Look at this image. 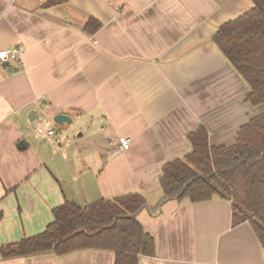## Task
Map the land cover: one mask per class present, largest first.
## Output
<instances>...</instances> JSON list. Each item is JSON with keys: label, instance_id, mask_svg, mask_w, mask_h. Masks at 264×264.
<instances>
[{"label": "crops", "instance_id": "crops-1", "mask_svg": "<svg viewBox=\"0 0 264 264\" xmlns=\"http://www.w3.org/2000/svg\"><path fill=\"white\" fill-rule=\"evenodd\" d=\"M48 1L0 0V51L23 50L0 66V246L43 233L66 201L139 193L137 217L156 239L139 264H264V245L250 221L235 222L231 199H167L160 184L198 126L210 145L230 146L264 111L213 42L253 1ZM91 17L102 23L94 34L84 30ZM60 113L76 121L71 135L51 125ZM0 264H115V252L0 254Z\"/></svg>", "mask_w": 264, "mask_h": 264}, {"label": "trees", "instance_id": "trees-1", "mask_svg": "<svg viewBox=\"0 0 264 264\" xmlns=\"http://www.w3.org/2000/svg\"><path fill=\"white\" fill-rule=\"evenodd\" d=\"M252 1L250 10L219 27L213 42L249 85L246 101L257 106L264 105V0ZM101 27L91 17L84 30L94 34ZM188 140L190 152L163 166L160 184L165 198L195 203L231 199L235 222L250 221L264 245V111L240 127L233 145H210L203 125L189 133ZM145 205L139 193L87 205L66 201L54 209V221L43 233L2 245L0 254L13 258L112 250L115 264H139L141 256L156 253L155 237L137 217Z\"/></svg>", "mask_w": 264, "mask_h": 264}, {"label": "built area", "instance_id": "built-area-1", "mask_svg": "<svg viewBox=\"0 0 264 264\" xmlns=\"http://www.w3.org/2000/svg\"><path fill=\"white\" fill-rule=\"evenodd\" d=\"M23 55V50L20 47H12L2 49L0 51V66H3L6 62L21 61ZM39 131L45 132L43 128H39ZM49 135H56V130L50 129L47 131ZM120 147L123 149H128L131 144L129 137L121 136L119 139Z\"/></svg>", "mask_w": 264, "mask_h": 264}, {"label": "water", "instance_id": "water-1", "mask_svg": "<svg viewBox=\"0 0 264 264\" xmlns=\"http://www.w3.org/2000/svg\"><path fill=\"white\" fill-rule=\"evenodd\" d=\"M6 64V63H5ZM8 64V63H7ZM38 115H34V117H33V114H31V119L32 118H36ZM54 121L56 122V123H58V124H62L64 121H67V122H71L72 121V119H71V117L69 116V115H67V114H64V113H60V114H58V115H56L55 117H54ZM26 146V143L24 142V141H21L20 143H19V145H18V147L19 148H24Z\"/></svg>", "mask_w": 264, "mask_h": 264}, {"label": "rangeland", "instance_id": "rangeland-1", "mask_svg": "<svg viewBox=\"0 0 264 264\" xmlns=\"http://www.w3.org/2000/svg\"><path fill=\"white\" fill-rule=\"evenodd\" d=\"M53 125L58 131H59V134L60 135H63V134H66L68 133L69 135H71L73 133V130H76V121H74V123H70V124H65V125H61V124H58L56 122H53ZM67 128H69L70 130H68L67 132L65 131ZM76 132V131H74ZM80 132V131H79ZM78 132V133H79ZM77 133V134H78Z\"/></svg>", "mask_w": 264, "mask_h": 264}]
</instances>
